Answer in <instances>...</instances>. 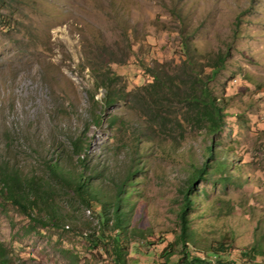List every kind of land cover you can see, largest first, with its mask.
<instances>
[{
	"label": "rangeland",
	"instance_id": "374dc122",
	"mask_svg": "<svg viewBox=\"0 0 264 264\" xmlns=\"http://www.w3.org/2000/svg\"><path fill=\"white\" fill-rule=\"evenodd\" d=\"M185 39L200 60L193 74L223 98L224 122L215 134L189 121L185 98L193 78L183 67ZM216 53L225 61L210 77ZM107 67L121 98L95 124L91 94H104L96 74ZM146 68L175 85L155 90ZM76 136L86 144L85 175L98 173L92 182L107 196L130 166L137 170L130 227L151 232L150 241L130 239L127 264L163 259L179 230L180 190L209 145L226 157L232 181L216 172L198 182L191 226L201 248L224 234L249 248L264 232V0H0V166L34 178L38 193L52 199L42 202L35 193L31 216L64 224H41L0 198L9 264H113L81 235L98 228L99 206L89 210L46 169L56 162L83 170L72 152ZM195 254L203 257L202 250ZM229 256L237 264L250 259ZM252 261L264 262V254Z\"/></svg>",
	"mask_w": 264,
	"mask_h": 264
},
{
	"label": "trees",
	"instance_id": "16d2710c",
	"mask_svg": "<svg viewBox=\"0 0 264 264\" xmlns=\"http://www.w3.org/2000/svg\"><path fill=\"white\" fill-rule=\"evenodd\" d=\"M183 48L186 56L184 58L183 67L187 73L192 75V90H190L185 100L190 104L192 114H190V123L198 128H205L207 134H215L223 126L224 122V106L222 105L223 98H218L211 93L208 86L204 83V79L199 75H195L193 70L197 61L200 62L192 49L189 48L187 39L183 40ZM193 51H195L193 49ZM211 57H209L210 59ZM208 59V60H209ZM225 58L221 53H216L213 58L209 60V67L211 68L210 77L214 76L224 65ZM204 65V64H202ZM93 69V68H92ZM147 73L152 77L149 86L159 92H164L165 89H170L175 85L174 79L170 77L163 78L160 72L146 68ZM96 72L95 67L93 69ZM102 76L96 74V79L101 81L99 86L105 88L104 94L100 99L95 98V94H91V99L94 104L92 117L94 123L97 124L101 120L102 109L115 104L121 98V90L115 86L116 75L109 71L100 72ZM198 90H197V89ZM116 120V117L110 119L111 124ZM72 152L77 154V158L83 168L78 173L72 170H65L56 162H46V169L48 173L62 185L72 189L76 198L92 212L96 206L101 209L97 212L98 228L89 233L81 235L90 243V245L100 246L110 257H112L113 264H127L128 247L130 239L137 236L140 239L144 237L148 239V231H143L136 226L130 227L129 215L132 209L131 204V185L133 174L137 171L132 166L129 167L128 172L120 184H114V189L111 195L103 193L101 188L94 186L93 178L99 177L98 173H89L85 175L87 167H85L84 151L86 144L81 136H76L71 140ZM206 159L203 160L200 166H192L190 175L187 179L186 185L180 190L182 196V203L177 212L179 230L175 231L172 241H169L164 248L162 260H157L153 264H205L213 260L217 264H237L236 259L231 258L229 254L236 252L243 257H249L246 264H264L263 261H252L256 256L264 254V232L256 235L254 241L249 248L240 249L234 246L233 236L224 234L220 239L212 241L207 246L200 247L196 238V232L191 226V212L196 208L198 197L195 196L194 187L198 182L212 175L213 173H224L220 175L222 181H232L230 174L225 172L226 157L222 158L221 154L215 151L211 145L206 146ZM208 156V157H207ZM85 167V168H84ZM37 182L34 178L23 179L19 173L13 169H8L6 166H0V198L5 202L17 206L19 210L32 220H39L41 224H50L55 227L62 226L63 223L59 220L42 221L39 218L31 216L34 207H38L37 197L35 193L41 197L42 202L51 201L52 199L47 195H41L36 189ZM130 204V205H129ZM232 238V239H231ZM179 248V251L176 250ZM196 250H202L203 257L196 253ZM195 251V252H194ZM177 254L175 261H170V258ZM228 256V258L226 257ZM10 254L9 250L0 242V264H9Z\"/></svg>",
	"mask_w": 264,
	"mask_h": 264
}]
</instances>
